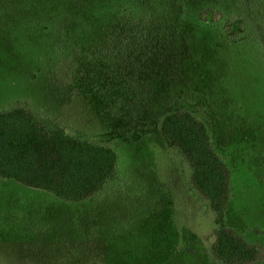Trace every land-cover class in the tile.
<instances>
[{"label":"rangeland","instance_id":"rangeland-1","mask_svg":"<svg viewBox=\"0 0 264 264\" xmlns=\"http://www.w3.org/2000/svg\"><path fill=\"white\" fill-rule=\"evenodd\" d=\"M133 1L103 0L101 29L118 21L110 3ZM220 2L180 3L177 31L123 35L128 51L89 34L86 0H0V112L25 102L118 159L116 180L76 203L0 178V264H213V215L156 128L182 107L230 167L226 225L264 245V0Z\"/></svg>","mask_w":264,"mask_h":264},{"label":"trees","instance_id":"trees-1","mask_svg":"<svg viewBox=\"0 0 264 264\" xmlns=\"http://www.w3.org/2000/svg\"><path fill=\"white\" fill-rule=\"evenodd\" d=\"M86 1L89 4L84 6L92 14L91 17L84 14V19L89 24V34L98 39L96 42H99L100 31L106 30L108 42L119 33L120 40L117 44L113 42L112 46L130 51L132 45L128 38H121L123 35L134 32L138 40L148 32H166L167 28L177 31L180 23L175 17L179 13L183 15L178 9L189 0H166L163 6L156 4V0H134L133 4H122L117 8L110 3L109 15L117 17L118 21H109L112 26L104 30L95 19L105 9L101 5L103 0ZM251 1L222 0L221 5L241 3L246 6ZM168 19L172 22L163 25ZM198 19L202 22L218 21L214 13L206 11L200 13ZM116 22L122 26L121 30L116 28ZM143 26H146L145 32ZM134 27L139 29L138 32L132 29ZM64 31L63 26L58 28L60 36ZM104 48L111 51V43ZM156 128L165 146L175 151L186 164L192 191L200 196L213 215L214 241L210 248L213 264L264 263V245L248 240L225 223L231 199V170L206 124L190 109L182 107L160 115ZM117 175L116 153L110 147L90 140L83 132L67 133L53 117L33 112L25 102L17 101L0 112L1 179L44 191L66 203H76L100 193L116 180Z\"/></svg>","mask_w":264,"mask_h":264}]
</instances>
